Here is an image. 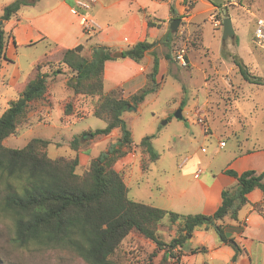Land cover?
<instances>
[{
	"label": "rangeland",
	"instance_id": "obj_1",
	"mask_svg": "<svg viewBox=\"0 0 264 264\" xmlns=\"http://www.w3.org/2000/svg\"><path fill=\"white\" fill-rule=\"evenodd\" d=\"M14 1L16 0H0V22L4 7ZM204 2L222 5V8L213 12L210 21L206 13L209 7ZM223 7H228L235 30V36L224 42L223 29L215 30L219 28L215 26L217 21L223 27ZM194 14L197 16L196 21H200L202 26H192L191 31L187 30L175 38V59L160 90L147 96L139 108L126 111L122 116L135 144H139L146 136H156L153 148L159 154V160L152 164L150 171L143 173L140 163L147 161V155L141 149L133 147L130 152L135 153L133 172L125 176L129 198L161 209H173L172 205H183V199H173L174 202H170L167 194H173L183 186L177 165L185 158H192L186 171L199 162L203 166L208 165L213 158L215 168H218L230 161L233 153L238 152V147L264 148V50L258 46L253 36L256 18L264 17V0H202L196 6ZM4 24L2 21L0 27H4ZM201 29L206 49L202 46L195 48L198 41L193 44L192 35ZM45 47L46 45L21 47L16 64H10L11 71L19 67L25 75L33 73L34 79L37 74L36 65L40 62H51L43 69L49 76L50 89L42 102L31 106L27 125L19 127L17 133L5 139L3 144L7 148L22 149L33 139H44L49 142L46 152L50 158H78L77 173L82 175L93 159L117 146L118 138L92 137L95 131L106 127V123L93 114L97 98H90L88 107L85 106L88 100L83 98L63 100L60 91L63 77L66 75L70 79L73 73L70 70L69 74L66 73L64 70L67 69L59 64L63 55L56 54L42 60ZM182 50H185L186 57L192 59L195 67L188 64L184 68L179 64L176 55ZM85 56L91 57V52ZM233 56L244 62L255 83H249L242 77L233 62ZM58 69L61 71L55 76ZM114 87L115 82H105L106 91ZM13 97L14 95L11 99ZM11 101L0 100V117ZM66 108L71 110L69 115L76 114L77 118L85 119L72 120L69 123V115L65 114ZM179 114L182 118H178ZM201 117L204 118V125L198 122ZM207 125L209 129L206 133ZM88 129L90 132L85 135ZM221 142H225L226 146H221ZM180 209H184V213L195 211ZM12 229V222L0 208V257L8 262L87 264L66 250H18L13 246ZM180 234V225L168 219L158 226L159 239L165 243ZM193 237L194 234L189 237L181 251L175 250L182 262L201 264L205 261L207 264H222L211 260L202 251L191 254V250L195 249L193 247L197 246V240H192ZM200 248L203 247H198ZM111 260L114 264H176L175 259L165 257L164 251L157 249L154 242L134 232L123 240Z\"/></svg>",
	"mask_w": 264,
	"mask_h": 264
},
{
	"label": "trees",
	"instance_id": "obj_2",
	"mask_svg": "<svg viewBox=\"0 0 264 264\" xmlns=\"http://www.w3.org/2000/svg\"><path fill=\"white\" fill-rule=\"evenodd\" d=\"M36 1H14L4 7L1 20H10L22 7ZM216 6L222 8V5ZM147 18L152 26L150 16ZM172 36L175 43L177 31ZM192 38L193 44L198 41L195 48L203 47L202 30L194 33ZM7 42L8 36L2 26L0 62L6 59ZM154 46L155 43L140 42L125 51L124 57L140 63ZM84 50L83 45L65 50L59 64L73 73L67 87L74 98H97L93 114L103 120L106 127L95 131L92 137L108 136L118 130L117 146L93 159L82 175L77 173L78 158H50L46 152L49 142L44 139H33L22 149L4 146L5 139L15 135L19 127L27 125L31 106L47 96L50 81L43 69L51 62L38 63L36 77L18 92L0 117V208L12 222L13 246L21 251L66 250L87 264H114L111 257L123 240L134 232L154 242L157 249L164 251L165 257L175 259L176 264H185L175 250L181 251L196 231H209L217 236L220 245L234 249L232 264H236L243 250L238 242L227 237L225 220L238 221L240 211L250 205L248 194L256 189L264 192V173L257 175L249 170L239 174L227 170L226 174L234 177L237 184L223 190L222 203L212 215H182L130 199L123 176L115 170L117 162L130 154L133 147L139 148L147 155L142 168L148 172L159 160V154L153 148L156 136H146L135 144L122 116L126 111L137 109L147 96L159 91L160 84L156 78L159 60L152 53L155 59L151 72L147 74L146 86L125 98L121 87L105 92L104 70L106 61L112 60L110 50L95 47L91 57L85 56ZM168 59L172 57L168 56ZM233 62L245 80L255 83L239 57L233 56ZM60 71L58 69L55 76ZM70 111L66 108L65 114L69 115ZM165 219L178 223L181 229L180 236L169 243L158 236V226ZM201 251L206 253V248L192 249L191 254ZM0 264L13 263L0 257Z\"/></svg>",
	"mask_w": 264,
	"mask_h": 264
},
{
	"label": "crops",
	"instance_id": "obj_3",
	"mask_svg": "<svg viewBox=\"0 0 264 264\" xmlns=\"http://www.w3.org/2000/svg\"><path fill=\"white\" fill-rule=\"evenodd\" d=\"M78 1L81 0H37L33 5L22 7L18 15L5 22L4 30L8 36V42L6 59L0 62V100H13L18 92L23 91L25 86L33 80V73L25 75L19 67L11 71L10 64H16L18 50L21 47L46 45L42 55L44 60L56 54L64 55L65 50L74 49L80 45L84 46V54L88 52L92 54L95 47H106L110 50L112 57L116 52L125 53L140 42L155 43L140 63L124 56L112 57V60L105 63L104 88L107 80L115 82V87L105 92L121 87L125 98H129L146 86L147 74L151 72L155 59L152 53H155L159 60V73L156 78L161 86L175 59L173 51L175 43L172 34L177 31V36H180L187 30L191 31L192 26H202L200 21H196L197 16L194 14L196 6L202 0H97L87 12L78 9ZM204 3L209 7L206 13L210 21L213 12L219 8L211 2ZM82 15L92 18L101 29L92 34L84 32L80 24ZM147 15L153 22L152 26L148 24ZM174 20H180V25L175 32H172L171 25ZM216 27L219 28H213L223 29L222 23ZM168 56L172 59L169 60ZM187 58L189 64L195 67L192 59ZM66 69L64 71L68 73L69 69ZM68 80L64 75L60 88L63 100L74 97L73 92L67 87ZM12 95L14 97L11 99ZM78 98L88 100L85 106L90 104V98L83 96ZM76 116V114L69 115V123L72 120L85 119V117L77 118ZM208 129L207 125L206 133ZM88 130L85 133L90 132ZM113 136L119 139L120 132L115 130L105 138L112 139ZM134 157L135 153L132 152L119 160L115 166V170L124 176V181L125 176L133 172ZM191 160V157H187L177 165L179 179L183 186L173 194H167L170 202H174L173 199H183V205L181 207L172 205L173 209L164 210L182 215H212L222 203L223 190L237 184L234 177L226 174L227 170H234L239 174L249 170L255 171L257 175L264 173V148L238 147V152L233 153L230 161L218 168H215L213 158L208 165L203 166V163L199 162L194 168L186 171V166ZM140 169L143 173H147L143 171L141 163ZM247 197L250 205L240 211L239 220H225V233L228 238L238 242L243 250L236 264H264V192L256 189ZM180 208L195 211L184 213L182 211L184 209ZM195 239L197 246L193 248L205 247L211 260L222 264H232L234 249L228 245H220L214 233L196 231L192 240ZM201 264L207 263L202 261Z\"/></svg>",
	"mask_w": 264,
	"mask_h": 264
},
{
	"label": "built area",
	"instance_id": "obj_4",
	"mask_svg": "<svg viewBox=\"0 0 264 264\" xmlns=\"http://www.w3.org/2000/svg\"><path fill=\"white\" fill-rule=\"evenodd\" d=\"M97 2V0H81L77 2L78 9H82L83 11H89L92 6ZM80 24L84 30V32L88 34H92L94 32H98L101 28L100 26L90 17L86 15H82L80 18ZM221 22H215V26H219ZM253 36L258 46L264 50V17H257L255 21V27ZM176 59L179 64L186 68L188 67V60L186 59V52L182 50L176 55ZM198 122L202 125L205 124L204 118H198ZM222 146H225V143L222 142Z\"/></svg>",
	"mask_w": 264,
	"mask_h": 264
},
{
	"label": "water",
	"instance_id": "obj_5",
	"mask_svg": "<svg viewBox=\"0 0 264 264\" xmlns=\"http://www.w3.org/2000/svg\"><path fill=\"white\" fill-rule=\"evenodd\" d=\"M223 12H224V19H223V41L228 40L231 37L235 36V30L233 28V22L232 18L230 16L228 7H223ZM180 25V20H174L172 25H171V30L172 32H175ZM124 53L123 52H116L112 55L113 58H120L123 57ZM178 118H182V115L179 114Z\"/></svg>",
	"mask_w": 264,
	"mask_h": 264
}]
</instances>
